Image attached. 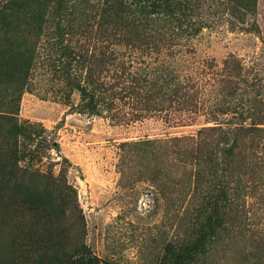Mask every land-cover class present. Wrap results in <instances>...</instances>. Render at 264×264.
Masks as SVG:
<instances>
[{"label": "rangeland", "instance_id": "obj_1", "mask_svg": "<svg viewBox=\"0 0 264 264\" xmlns=\"http://www.w3.org/2000/svg\"><path fill=\"white\" fill-rule=\"evenodd\" d=\"M15 15L0 19V83L23 80L31 131L0 124V264H264V159L255 173L226 158L223 134L229 119L264 128V0H36ZM100 51L119 55L117 82ZM100 67L93 109L80 86Z\"/></svg>", "mask_w": 264, "mask_h": 264}, {"label": "trees", "instance_id": "obj_2", "mask_svg": "<svg viewBox=\"0 0 264 264\" xmlns=\"http://www.w3.org/2000/svg\"><path fill=\"white\" fill-rule=\"evenodd\" d=\"M36 0H4L3 7L0 9V19L8 22L12 17V15L16 16L26 7H28L31 3ZM255 2V1H254ZM251 4V2L247 4V6ZM144 6L139 7V11H143ZM169 11L168 14H172L171 5H165V9ZM127 9V4L124 2V12ZM21 54V53H20ZM97 63L100 66H109L112 68L113 79L115 82L118 81L119 77H123L124 67L123 63L119 58V55L116 51H100L97 56ZM27 62L24 63V66H16L11 69H7L3 75L7 77H12L15 73L20 76V78L24 77L27 73ZM109 69H105L100 67L96 72L94 77H91V73L85 75L87 80L85 84L80 86V90L85 92V94L89 97L87 105L93 109H97L101 103L105 102V97H103V92L106 90L105 83L100 81V73L107 71ZM138 80V79H136ZM145 82V78H141ZM23 86V80H21L15 85H3L0 83V124L8 125L13 128L16 132H23L22 129L26 127L25 132H30L28 129L29 126L19 122L17 116L18 107L17 102L19 101V91ZM9 93L11 98L6 102L1 100L2 95H7ZM223 134L225 136L226 147L224 149V154L226 158L230 159L238 153H242V160L245 163L246 167L249 168L252 172L257 173V169L264 159V128L254 127V126H244L239 122H235L233 120H227L225 122V130H223ZM239 150V151H237ZM237 151V152H236Z\"/></svg>", "mask_w": 264, "mask_h": 264}]
</instances>
